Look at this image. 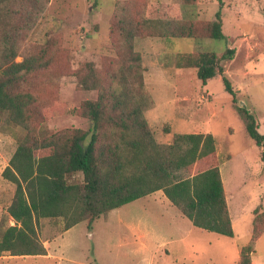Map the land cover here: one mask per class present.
<instances>
[{
  "label": "rangeland",
  "instance_id": "obj_1",
  "mask_svg": "<svg viewBox=\"0 0 264 264\" xmlns=\"http://www.w3.org/2000/svg\"><path fill=\"white\" fill-rule=\"evenodd\" d=\"M130 3L9 0L0 8V50L3 41L14 40L15 63L34 58L46 65L23 75L13 90L33 102L28 137L5 117L0 121V233L14 224L6 209L15 191L1 173L24 136L66 148L75 131L91 133V122L79 114L81 103L100 98L105 125L97 145L118 144L127 133L106 126L111 119L119 123L122 109L111 96L116 93L131 107L148 106L142 116L157 145L170 144L176 134L212 136L232 237L192 227L156 191L64 232L61 218L38 219L45 256L2 253L0 264H239L245 247L248 264H264V226L257 238L250 236L253 217L264 210V148L246 135L220 77L202 86L190 66L200 54H214L236 105L249 111L264 135V0H221V41L206 36L219 9L215 0H135L133 10ZM142 20L150 21L151 36L134 37L142 33ZM172 32L194 37L174 38ZM225 49L233 50L230 60L220 59ZM79 79L96 81L98 89H83ZM50 152L52 147L32 154L36 159ZM68 182L82 184L83 176L72 174Z\"/></svg>",
  "mask_w": 264,
  "mask_h": 264
},
{
  "label": "trees",
  "instance_id": "obj_2",
  "mask_svg": "<svg viewBox=\"0 0 264 264\" xmlns=\"http://www.w3.org/2000/svg\"><path fill=\"white\" fill-rule=\"evenodd\" d=\"M134 1L130 0L129 10H133ZM174 1H182L183 4L186 2ZM215 1L219 9L206 36L208 39L221 41L225 39L220 21L222 3L221 0ZM8 2L9 0H0V8L5 7ZM139 27L142 33L135 32L134 37L151 36L150 21L142 20ZM187 32L169 34L174 38L194 37L191 32ZM131 36L132 30L127 39ZM9 41L10 39L3 41V48L0 50V121L5 117L12 124L22 127L28 137V118L32 113L33 102L28 95H18L13 90L21 82L23 75L44 69L46 65L37 63L34 58H25L15 63L16 42L13 40L14 44ZM232 54V49H225L220 59L230 60ZM134 60L138 61V58ZM190 66L196 69L195 77L202 86L215 76L220 77L223 90L230 96L231 107L242 122L246 135L255 146L264 148V135L258 134L255 120L249 111L236 105L235 93L218 66L215 55L200 54ZM79 85L85 90L98 89L96 81L83 80ZM111 96L122 110L119 123H110L111 119L106 126L112 124L119 135L121 132L127 133L118 144L114 143L106 149L97 145V135L105 125L101 99L98 98L95 101H84L80 105V116L91 122L90 135L89 131H75L68 140V146L61 150L53 147V143L30 141L25 136L17 145L7 167L1 173L3 179L15 186V191L6 209L14 224L0 233V255L45 256V248L36 234L38 219L61 218L64 221V232L84 221L89 224L108 211L156 191H160L192 227L232 237L223 187L215 163L212 136L176 134L170 144L157 145L142 116L143 110L148 106L136 103L132 108L131 103L128 105L129 100L123 99V94L111 93ZM49 147H52L49 154L36 159L33 157L34 151ZM78 172L82 174L84 183L68 182V178ZM257 219L261 220V227L258 229L255 227ZM263 226L264 210L253 217L251 239L259 236ZM248 249L245 247L240 251L239 264H248Z\"/></svg>",
  "mask_w": 264,
  "mask_h": 264
},
{
  "label": "crops",
  "instance_id": "obj_3",
  "mask_svg": "<svg viewBox=\"0 0 264 264\" xmlns=\"http://www.w3.org/2000/svg\"><path fill=\"white\" fill-rule=\"evenodd\" d=\"M220 169V168H219ZM219 174H220V179H221V183H222V187H223V192H224V195L226 194V192H227V189H225V187H224V183H223V180H222V175H221V172L219 171ZM230 189L232 190V193L234 194V195H236V187H235V189L234 188H232L231 186H230ZM238 190H239V188H238ZM164 197V196H163ZM225 199H226V197H225ZM227 200V199H226Z\"/></svg>",
  "mask_w": 264,
  "mask_h": 264
}]
</instances>
